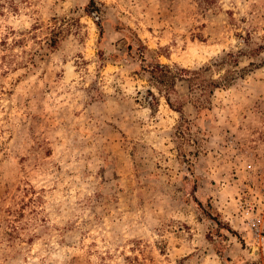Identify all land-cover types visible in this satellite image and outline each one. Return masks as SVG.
Listing matches in <instances>:
<instances>
[{"label": "rangeland", "instance_id": "obj_1", "mask_svg": "<svg viewBox=\"0 0 264 264\" xmlns=\"http://www.w3.org/2000/svg\"><path fill=\"white\" fill-rule=\"evenodd\" d=\"M0 264H264V0H0Z\"/></svg>", "mask_w": 264, "mask_h": 264}, {"label": "trees", "instance_id": "obj_2", "mask_svg": "<svg viewBox=\"0 0 264 264\" xmlns=\"http://www.w3.org/2000/svg\"><path fill=\"white\" fill-rule=\"evenodd\" d=\"M195 72H193V74H194Z\"/></svg>", "mask_w": 264, "mask_h": 264}]
</instances>
